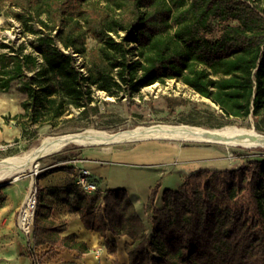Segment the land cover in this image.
Masks as SVG:
<instances>
[{
    "label": "trees",
    "instance_id": "1",
    "mask_svg": "<svg viewBox=\"0 0 264 264\" xmlns=\"http://www.w3.org/2000/svg\"><path fill=\"white\" fill-rule=\"evenodd\" d=\"M11 1L20 9L13 17L34 35L29 47L0 43V94L16 90L24 98L23 113L14 117L21 138L52 126L69 108H87L95 90L133 97L172 80L225 118L252 117L264 131V0H104L102 11L79 9L81 0ZM87 34L97 42L89 51ZM71 160L56 161L38 179L75 174L66 165ZM37 188L27 256L45 264L35 248L51 246L78 252L76 260L57 264H84L86 245L62 236L67 224L52 220V206ZM159 188L147 204L150 227L123 189L98 191L96 200L79 189L76 209L101 238L131 241L129 264H264V156L233 170L191 174L178 190H165L161 208ZM107 246L116 253L115 242Z\"/></svg>",
    "mask_w": 264,
    "mask_h": 264
},
{
    "label": "rangeland",
    "instance_id": "2",
    "mask_svg": "<svg viewBox=\"0 0 264 264\" xmlns=\"http://www.w3.org/2000/svg\"><path fill=\"white\" fill-rule=\"evenodd\" d=\"M73 1L76 2L77 0ZM14 3L11 0L0 2V43H14L15 46L25 44L29 47L34 35L28 32L13 17V11H20L14 6ZM93 8L97 11L107 9L104 0L79 1V9L87 11ZM35 28L39 29L37 22L35 23ZM85 40L88 51L97 47V42L89 34L86 35ZM84 61L85 59L77 57L78 64H82ZM23 99V96L16 90L0 94V162L8 158L24 155L34 147H37L47 137L79 134L88 131L116 134L133 130L137 127L161 124L190 126L208 130H220L227 127L252 128L256 130L255 120L252 117L246 120L225 118L216 105L209 100L201 98L180 82L172 80L167 81L165 84L157 83L146 87L133 97H128L122 93L117 98L95 90L93 94L94 101L87 108L81 110L69 108L65 115L56 120L52 126L45 124L38 128L35 136L30 139H23L21 138V129L17 124L18 121L14 119L16 115L23 113L21 108ZM259 133L264 135V131ZM142 145H154L165 150H167L166 148L201 149L206 153L204 161H202L203 164L218 166L220 170H233L243 165L247 158L264 156V148L246 149L212 143L161 139L133 140L94 146L70 144L60 151L40 158L33 170H27L17 175H9L5 179H1L0 186L18 183L16 191L26 187L29 191L33 183L38 187V176L58 160L66 157L76 158L82 151L101 153L106 149L115 151L117 149L136 148ZM242 155L243 157L241 158L240 156ZM244 156L247 158L245 159ZM172 162L173 165L170 166L175 168L174 165L178 163L177 159H173ZM66 165H70V163ZM37 173L38 175H36ZM175 179L177 181L169 185L172 190L177 189L179 184H181L178 177H175ZM144 221L150 227L149 220L144 218Z\"/></svg>",
    "mask_w": 264,
    "mask_h": 264
},
{
    "label": "crops",
    "instance_id": "3",
    "mask_svg": "<svg viewBox=\"0 0 264 264\" xmlns=\"http://www.w3.org/2000/svg\"><path fill=\"white\" fill-rule=\"evenodd\" d=\"M166 149L142 145L115 151L106 149L101 153L82 151L78 157L68 162L69 166L75 167V174L59 171L38 180L44 201L52 206V220L67 224V231L62 236L75 235L78 243L86 245L87 252L82 256V263L129 264L125 247L131 241L127 237H114L110 234L104 239L98 233L85 228L76 209L80 170L87 169L91 172L90 180L97 184L99 193L126 190L140 216L149 222L151 216L147 212V204L152 190L158 184L160 188L155 206L161 208L163 194L165 190H172L169 185L177 181L175 177L181 181L179 187L175 189L178 190L191 174L199 170H220L218 166L203 164L206 156L204 150ZM175 158L178 163L173 168L171 166ZM17 185L18 183H11L0 186V264H32V259L27 256L30 241L28 242L17 229V215L28 195V190L26 187L16 191ZM87 195L93 200L98 197L97 193ZM110 242L117 245L115 254L107 246ZM35 252L37 258L45 264L74 261L78 257L77 251L51 246L35 248Z\"/></svg>",
    "mask_w": 264,
    "mask_h": 264
},
{
    "label": "bare ground",
    "instance_id": "4",
    "mask_svg": "<svg viewBox=\"0 0 264 264\" xmlns=\"http://www.w3.org/2000/svg\"><path fill=\"white\" fill-rule=\"evenodd\" d=\"M147 139L212 143L246 149L264 148V135L252 128L227 127L220 130H208L190 126L161 124L149 127H137L133 130L122 131L116 134L88 131L79 134L47 137L37 147H34L24 155L1 161L0 180L5 179L9 175H17L27 170H33L40 158L60 151L70 144L79 146L110 145Z\"/></svg>",
    "mask_w": 264,
    "mask_h": 264
},
{
    "label": "built area",
    "instance_id": "5",
    "mask_svg": "<svg viewBox=\"0 0 264 264\" xmlns=\"http://www.w3.org/2000/svg\"><path fill=\"white\" fill-rule=\"evenodd\" d=\"M73 163H77V161H73ZM36 175H38V173ZM90 178L91 172L89 170H80L77 185L84 193L96 194L99 191L98 186L95 182L91 181ZM37 206L38 188L33 183L29 188L28 195L17 215V229L26 237L28 242L33 234Z\"/></svg>",
    "mask_w": 264,
    "mask_h": 264
}]
</instances>
